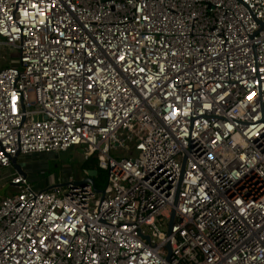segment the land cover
Wrapping results in <instances>:
<instances>
[{"label":"built area","instance_id":"1","mask_svg":"<svg viewBox=\"0 0 264 264\" xmlns=\"http://www.w3.org/2000/svg\"><path fill=\"white\" fill-rule=\"evenodd\" d=\"M0 46V169L106 172L0 175V264H264V0H0Z\"/></svg>","mask_w":264,"mask_h":264},{"label":"rangeland","instance_id":"2","mask_svg":"<svg viewBox=\"0 0 264 264\" xmlns=\"http://www.w3.org/2000/svg\"><path fill=\"white\" fill-rule=\"evenodd\" d=\"M9 60L10 65L17 66L18 52L11 47L0 46V66L7 65ZM94 159L96 161V158ZM84 162L85 157L78 147H73L63 152L34 153L18 158V163L29 176V180L39 187H48L57 180H65L70 176L82 177L84 175ZM15 172L17 171L14 166L0 169V175L4 176L13 175ZM100 172L102 179H104V186L106 172L104 170H100ZM12 190L13 187L9 188L7 194Z\"/></svg>","mask_w":264,"mask_h":264},{"label":"water","instance_id":"3","mask_svg":"<svg viewBox=\"0 0 264 264\" xmlns=\"http://www.w3.org/2000/svg\"><path fill=\"white\" fill-rule=\"evenodd\" d=\"M80 151H81V153H83V150L82 149H80ZM12 165L14 166V168L16 169V171L19 174L24 175V176L27 175V173L23 170L22 166H20L19 163H18V156H15L12 159ZM97 174H98V170L97 169H90V170H88V175L89 176L87 178H84L83 180H81L79 182L90 181V182H92L95 185V178H96ZM65 184H66V182L60 183V184H57V185H65ZM11 185H13V182L12 181H9L4 186L0 187V197H3L5 195L6 189L8 187H10ZM52 187L53 186H49L48 188H52ZM95 191H97V192H103V190L97 188L96 186H95ZM173 221H174V212L172 213V216H171L170 227H171ZM167 248L170 249V246L168 245Z\"/></svg>","mask_w":264,"mask_h":264},{"label":"trees","instance_id":"4","mask_svg":"<svg viewBox=\"0 0 264 264\" xmlns=\"http://www.w3.org/2000/svg\"><path fill=\"white\" fill-rule=\"evenodd\" d=\"M83 168L84 170H90V169H96L98 168V166H97L95 159L90 158V159H85ZM103 182H104V179H102L101 172L99 170L98 175L96 177V186L99 188L103 187Z\"/></svg>","mask_w":264,"mask_h":264}]
</instances>
